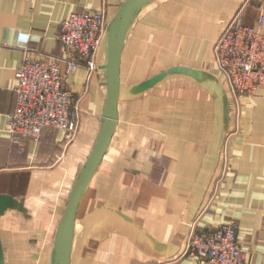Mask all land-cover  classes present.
Instances as JSON below:
<instances>
[{"label": "crops", "instance_id": "1", "mask_svg": "<svg viewBox=\"0 0 264 264\" xmlns=\"http://www.w3.org/2000/svg\"><path fill=\"white\" fill-rule=\"evenodd\" d=\"M125 1L0 0V264H20L17 250L41 249L59 264L58 227L110 127L112 47ZM94 9L105 18L94 54L101 67L89 73L82 63L65 78L79 99L76 137L65 144L62 132L45 128L20 152L5 130L16 67L25 53L61 57L59 22ZM235 15L255 25L256 1L129 5L115 123L74 195L63 228L65 264H210L185 253L186 240L231 219L249 246L247 264H264V84L237 109L213 62L214 43ZM36 256L25 264L50 263Z\"/></svg>", "mask_w": 264, "mask_h": 264}, {"label": "built area", "instance_id": "2", "mask_svg": "<svg viewBox=\"0 0 264 264\" xmlns=\"http://www.w3.org/2000/svg\"><path fill=\"white\" fill-rule=\"evenodd\" d=\"M255 1L256 24H244L235 15L214 43L216 73L232 93L237 109L241 97L254 95L264 84V0ZM104 26L103 9L72 12L59 22L61 57L24 54L15 70V110L5 125L20 152L27 139L38 141L45 128L62 132L65 144L76 137L81 124L79 99L66 87L65 78L82 63L89 73L99 68L94 54ZM248 251L249 246L238 238V223L232 219L204 231H192L184 249L210 264H247Z\"/></svg>", "mask_w": 264, "mask_h": 264}, {"label": "water", "instance_id": "3", "mask_svg": "<svg viewBox=\"0 0 264 264\" xmlns=\"http://www.w3.org/2000/svg\"><path fill=\"white\" fill-rule=\"evenodd\" d=\"M135 1H138V0H126L121 7L120 22H119L117 34H116L115 40L113 42V47H112V65L111 66L114 70V100H113V110H112L111 119H110L111 120L110 121V127L108 129L106 140L104 141V143L99 148V151H98V153L94 159V163H93L86 179H84V181H81L80 183H78L77 186L73 189V191L70 195L68 204H67L65 214H64V216L61 220V223L58 227L57 234H56V240H55V249H56L55 252H56V256L58 258L59 264H65L66 241H65V236L63 235V228H64L65 224L67 223V221L69 220V214H70V211H71V208L73 205L74 195H75L76 191L84 184L85 180H87V178L91 175L93 170L96 168L97 164L100 162V160L103 156V153L107 147V144L109 142V139L111 137V134H112V130H113L115 118H116V104H117L118 84H119V74H118L119 45H120V42H121V39L123 36L126 12L128 10L129 5Z\"/></svg>", "mask_w": 264, "mask_h": 264}, {"label": "rangeland", "instance_id": "4", "mask_svg": "<svg viewBox=\"0 0 264 264\" xmlns=\"http://www.w3.org/2000/svg\"><path fill=\"white\" fill-rule=\"evenodd\" d=\"M230 99L232 100V103L233 105H235V100L233 99V95L232 93H230ZM234 108V107H233ZM82 220V219H81ZM79 224H81V221L79 222ZM33 252H36L37 256L36 258L38 257H46L48 256V258L50 259V263L48 264H53V251L52 250H46V249H41V250H36V251H32V250H17L16 253L14 254V256L16 257L17 261H21L20 264H25L26 261L29 259H32V253ZM75 250H73V257H75Z\"/></svg>", "mask_w": 264, "mask_h": 264}]
</instances>
